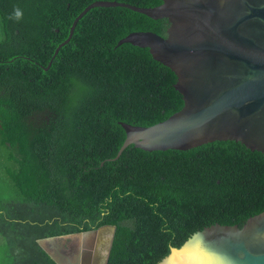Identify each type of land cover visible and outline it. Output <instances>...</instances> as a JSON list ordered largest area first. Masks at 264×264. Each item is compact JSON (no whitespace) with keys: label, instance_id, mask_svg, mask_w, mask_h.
<instances>
[{"label":"trees","instance_id":"16d2710c","mask_svg":"<svg viewBox=\"0 0 264 264\" xmlns=\"http://www.w3.org/2000/svg\"><path fill=\"white\" fill-rule=\"evenodd\" d=\"M91 1L0 0V264H56L37 238L101 224L114 225L105 264H155L202 226L264 207V152L238 140L116 155L120 121L152 124L182 99L146 46L116 44L163 34L165 18L124 5L87 9L45 68Z\"/></svg>","mask_w":264,"mask_h":264},{"label":"water","instance_id":"95a60500","mask_svg":"<svg viewBox=\"0 0 264 264\" xmlns=\"http://www.w3.org/2000/svg\"><path fill=\"white\" fill-rule=\"evenodd\" d=\"M124 5L152 18H165L163 34L128 32V41L146 46L151 56L175 74L182 105L149 125L118 121L124 139L144 149L188 148L214 139H233L264 152V0H161L139 6L92 0V6ZM114 225L37 238L56 264H105ZM70 238L65 241V238ZM155 264H264V207L240 226L214 222L193 231Z\"/></svg>","mask_w":264,"mask_h":264},{"label":"clouds","instance_id":"9594fccd","mask_svg":"<svg viewBox=\"0 0 264 264\" xmlns=\"http://www.w3.org/2000/svg\"><path fill=\"white\" fill-rule=\"evenodd\" d=\"M13 17L16 20L21 19L22 18V11L19 8H15L14 11H13Z\"/></svg>","mask_w":264,"mask_h":264},{"label":"flooded vegetation","instance_id":"af4514ba","mask_svg":"<svg viewBox=\"0 0 264 264\" xmlns=\"http://www.w3.org/2000/svg\"><path fill=\"white\" fill-rule=\"evenodd\" d=\"M65 241H68V237H67V238H65Z\"/></svg>","mask_w":264,"mask_h":264},{"label":"rangeland","instance_id":"374dc122","mask_svg":"<svg viewBox=\"0 0 264 264\" xmlns=\"http://www.w3.org/2000/svg\"><path fill=\"white\" fill-rule=\"evenodd\" d=\"M70 238H68V240H69Z\"/></svg>","mask_w":264,"mask_h":264}]
</instances>
